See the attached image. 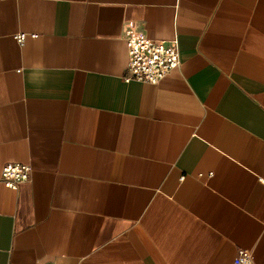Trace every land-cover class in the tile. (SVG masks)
<instances>
[{"label":"crops","instance_id":"1","mask_svg":"<svg viewBox=\"0 0 264 264\" xmlns=\"http://www.w3.org/2000/svg\"><path fill=\"white\" fill-rule=\"evenodd\" d=\"M128 28L180 66L125 82ZM11 163L0 264H264V0H0Z\"/></svg>","mask_w":264,"mask_h":264},{"label":"built area","instance_id":"2","mask_svg":"<svg viewBox=\"0 0 264 264\" xmlns=\"http://www.w3.org/2000/svg\"><path fill=\"white\" fill-rule=\"evenodd\" d=\"M25 33L15 35L23 44ZM36 36V35H34ZM128 62L123 75L125 82L137 81L148 84H159L172 70L181 64L179 43L155 40L135 28H128L125 33ZM31 167L22 164H6L1 172L0 181L11 189H17L20 182L28 181ZM234 264H255L249 250L239 249Z\"/></svg>","mask_w":264,"mask_h":264}]
</instances>
